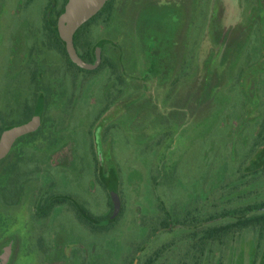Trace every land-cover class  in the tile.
<instances>
[{"label":"rangeland","instance_id":"1","mask_svg":"<svg viewBox=\"0 0 264 264\" xmlns=\"http://www.w3.org/2000/svg\"><path fill=\"white\" fill-rule=\"evenodd\" d=\"M67 2L0 0V139L36 120L0 158V264H264L262 224L192 223L264 214V0H108L74 34L93 69Z\"/></svg>","mask_w":264,"mask_h":264},{"label":"water","instance_id":"2","mask_svg":"<svg viewBox=\"0 0 264 264\" xmlns=\"http://www.w3.org/2000/svg\"><path fill=\"white\" fill-rule=\"evenodd\" d=\"M108 0H68L64 15L60 19V35L63 38L70 59L79 67L85 69L96 68L101 62L100 43L96 48V59L93 62L84 60L77 51L74 43L76 30L94 16ZM33 119L25 124L12 126L5 130L0 139V158L9 150L14 140L31 131L35 127Z\"/></svg>","mask_w":264,"mask_h":264},{"label":"trees","instance_id":"3","mask_svg":"<svg viewBox=\"0 0 264 264\" xmlns=\"http://www.w3.org/2000/svg\"><path fill=\"white\" fill-rule=\"evenodd\" d=\"M74 43H76L75 42V36H74ZM75 46H76V44H75ZM70 61L73 65H75L76 67H79L71 59H70ZM26 119H28V118H26ZM262 207H263L262 204H256L254 206H240V207H236L233 209L224 210L221 213V215H219L218 217L230 216V217H237V218L232 220V221L222 223V224H216V225H211V226L205 224L206 222H209V220H213V219H216L218 217H212V218L207 219V220L204 218L200 219V220L196 219L195 221H192V223L194 225H197V224L203 225V227H201V229L198 231L199 233H201L199 240L202 243L208 239L219 240L229 233L239 231V230L249 226L251 223L262 224V227H264V214L256 215L255 217L243 218V216L245 214H247L248 212H250L251 210L259 209ZM185 218H187V217H185ZM194 219H195V217H194ZM180 225H184V224L181 223ZM172 226H173V223H172V220H170V219L161 222V228H163V229L164 228L170 229V228H172ZM154 260L155 259L153 257L149 256L145 259L143 264H153Z\"/></svg>","mask_w":264,"mask_h":264},{"label":"flooded vegetation","instance_id":"4","mask_svg":"<svg viewBox=\"0 0 264 264\" xmlns=\"http://www.w3.org/2000/svg\"><path fill=\"white\" fill-rule=\"evenodd\" d=\"M49 12L51 13V10H48L47 11V15H46V17L48 18V14H49ZM78 51V50H77ZM79 53V52H78ZM15 54H17V51L15 50V48L14 49H12V52H11V55H10V57H9V61L11 60L12 61V58H13V56H15ZM81 56V55H80ZM7 67L9 68V62H8V64H7ZM13 86V85H12ZM14 88V87H13ZM16 91V93H18V91H19V89L17 88V89H13V92H15Z\"/></svg>","mask_w":264,"mask_h":264}]
</instances>
